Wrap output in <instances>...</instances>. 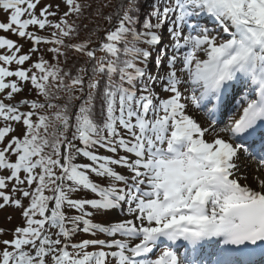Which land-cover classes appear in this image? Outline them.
Returning a JSON list of instances; mask_svg holds the SVG:
<instances>
[{"label":"snow or ice","instance_id":"obj_1","mask_svg":"<svg viewBox=\"0 0 264 264\" xmlns=\"http://www.w3.org/2000/svg\"><path fill=\"white\" fill-rule=\"evenodd\" d=\"M39 2L0 0V30L32 44L21 54L0 35V208L24 219L0 241V264H264V0H154L143 20L139 0H119L96 9L103 35L80 42L67 18L90 4L63 0L53 22ZM42 43L56 62L23 67ZM28 83L37 98L16 101ZM241 89L239 117L219 127ZM117 209L125 218L93 219ZM81 232L111 238L71 242Z\"/></svg>","mask_w":264,"mask_h":264},{"label":"rangeland","instance_id":"obj_2","mask_svg":"<svg viewBox=\"0 0 264 264\" xmlns=\"http://www.w3.org/2000/svg\"><path fill=\"white\" fill-rule=\"evenodd\" d=\"M45 5H51L52 7L49 10L50 11L54 10L56 12L57 16L55 18H53V19H56L59 15H63V13L65 11H67V7L64 4L63 0H40V2L37 4V7L35 9V12H36L37 15H39L40 8H43ZM57 5H59V10H57V7H56ZM0 22H7V14L3 10H0ZM201 23L206 25V26H208V27H212L213 26L212 24H210L208 22H201ZM167 28L168 27H165L162 30V32H163L162 42L158 45V48H163V47H165L166 45H168L170 43V40H169L168 35H167ZM28 31L35 32L38 35H42V30H40L37 26H29ZM186 33H187V29H185V34ZM0 35L6 36L7 38H10V39H13L14 41H16L17 44L22 45L21 54L28 52V50L32 47V44H31L30 40H28L27 38H23V39L19 38L17 35L12 34L10 31L9 32H5L4 30H0ZM37 47H39V46H37ZM39 49H40V51L36 52V53H33L32 57H31V60L25 62L23 67H27L29 62H33V61H35V59L37 57L41 56V54L43 53V50L40 47H39ZM6 51H7V49H0V53H4ZM201 58H203V54H201ZM153 61H154V57H153ZM166 61H167V58L165 57L164 61L162 63L161 69H157L155 67V65H154V62H153V66L151 68V71L153 73H155L157 71H160L161 73H163L164 69L166 68ZM0 63H2V62H0ZM9 67L12 70H15L17 65L15 63H12ZM13 79H16V78L13 77ZM1 97H2V95H0V99H1ZM22 98H25V96H23V95H19L18 96L19 100L22 99ZM23 108H22V110H26L27 109V107H23ZM193 112L197 113L198 115L202 114V113H199L198 111H193ZM201 117L203 118V120L207 119L206 117L203 116V114L201 115ZM224 125H225V122L220 124V125H218V126L219 127H223ZM205 126H206V124H205ZM15 129H16V131L13 132L12 134H10L8 139H10L11 135H13L14 133H22L23 132V127L20 124H16L15 125ZM78 162H87V161H85L83 157H80L78 159ZM116 170L117 171H123L120 168H116ZM0 174H7V173L6 172H0ZM10 189H11V183L9 184V190ZM78 193H80V192H78ZM78 193H73L72 194L73 198H79L78 197ZM0 202H2V201H0ZM21 213L22 212H21L20 208H16L15 206H11V205L6 206L4 208H0V229H3V232L0 233V241H2L4 239L11 240L13 238L14 229L16 227H18V226H21V222L23 220ZM120 213H121L120 210L117 209V210L109 213L106 216H100V218H98V219H95L93 217V219L99 220V222H113L115 220L122 219ZM95 217H98V216H95ZM90 238L110 239L111 237H107L104 234L101 235V236L92 237V236H88V235L83 233L79 237V240L90 239ZM116 238H119V237H116ZM2 248H3V245L0 244V249H2ZM93 250H97V249L93 248ZM160 250H161L160 248H157L156 250H154L151 253V258L154 259L156 257V255L159 253ZM110 264H115V261L114 260H110Z\"/></svg>","mask_w":264,"mask_h":264},{"label":"trees","instance_id":"obj_3","mask_svg":"<svg viewBox=\"0 0 264 264\" xmlns=\"http://www.w3.org/2000/svg\"><path fill=\"white\" fill-rule=\"evenodd\" d=\"M78 2L81 3L82 5L83 4H90L91 7L90 8H87V7L84 8L82 11V14L80 15L79 18H77V16L75 14H73L67 18L68 22L70 24L75 22L76 25L78 26V29H79V37L73 42H80L81 40H83L88 35V32L91 29H95V28H99L100 35H103V31L108 28V21L104 19L103 15H97L96 9L98 7H101L102 5H104L106 3H111V5H112L111 7L103 8V13L106 15V14L113 11L114 6L119 2V0H78ZM153 3H154V0H139V9H140V13H141V20H143L144 16L147 15V13H149L152 10ZM125 4H127V0H125ZM52 12H55V11L53 10ZM56 16L57 15L50 16V17H48V19L52 20L53 22H59V19L62 15H59L56 19H53ZM85 26H87V27H85ZM52 31H55V29L46 27L44 30H42V36H49ZM93 38L95 39V37H93ZM38 46L43 50V53L41 55H43L45 59L49 60L50 63L56 62L54 59H52L53 54L51 52L47 51V49H49L53 45L42 43ZM68 55L70 57L68 63L71 64L72 60L76 58V54L73 51H69ZM60 59H61V61H63L64 57H60ZM31 63L32 62H29L27 67H25V68H29ZM61 66L64 67V64L62 63ZM6 79H13V77L6 78ZM23 88H24V90L22 92L17 93L15 95L16 101L19 100L18 99L19 95H23V96H25V98H28V99L37 98L36 91L34 88H32L30 83L23 84ZM2 98H3V96H2ZM40 99H43V98L40 97ZM27 110H28V108L25 111H27ZM43 111H48V110L45 109ZM52 111H54V109ZM33 119H35V117H33ZM13 135H22V133H14ZM6 142L7 141H5V143ZM100 152H101V154H104V155H111V153L104 152L103 149H101ZM92 179L97 180L98 178H96L95 176H92ZM101 182L106 183V181H101ZM85 195H86L85 190H81L80 193H78L79 198H83V197H85ZM24 203L26 205L27 201H24ZM16 208H18V207H16ZM66 211H68L69 214H75V213H72L70 210L66 209ZM21 212H22V209H21ZM94 218L98 219V218H100V216L98 215V217H94ZM22 219H23V217H22ZM22 226H24V219L21 222V227ZM54 231H55V229H53V232ZM82 234L83 233L81 232V233H77L76 235H74L71 242L75 243V242L80 241L79 237ZM97 235H98V233H97ZM90 249H91V247L88 248V250H90ZM69 251H72V249L69 248Z\"/></svg>","mask_w":264,"mask_h":264},{"label":"bare ground","instance_id":"obj_4","mask_svg":"<svg viewBox=\"0 0 264 264\" xmlns=\"http://www.w3.org/2000/svg\"><path fill=\"white\" fill-rule=\"evenodd\" d=\"M202 21L205 22V21H207V20H202ZM209 22H210V21H209ZM234 112L236 113V118H238L237 115L239 114V112L236 111V110H233V113H234ZM190 114H194L199 120L203 121V118H202L201 116H199L197 113H190ZM225 124H226V123H225ZM120 215H121L122 219L125 218L121 213H120Z\"/></svg>","mask_w":264,"mask_h":264}]
</instances>
